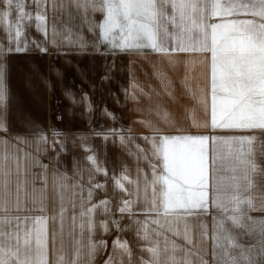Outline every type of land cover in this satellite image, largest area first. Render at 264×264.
Segmentation results:
<instances>
[{"label":"snow or ice","instance_id":"6c2138e0","mask_svg":"<svg viewBox=\"0 0 264 264\" xmlns=\"http://www.w3.org/2000/svg\"><path fill=\"white\" fill-rule=\"evenodd\" d=\"M32 3L37 7L36 28L47 35L45 14L40 9L48 0ZM51 4L54 15L64 9L69 20H74L71 9H75L89 32L95 35L99 30V39L93 44L97 51L101 44L113 53L139 55L150 50L173 66L179 63L176 58L180 55L198 54L205 87L199 97L193 93V98L202 106L206 119L202 125L193 123L209 128L212 135L167 134L150 121H141L153 134L142 137L148 149L136 144L135 159L146 161L148 170L138 166L135 179L127 167L119 175L109 176L96 157L88 155L93 169L85 197L82 183L69 184L66 173L53 169L51 216L45 214L43 195L48 166L18 146H32L33 141L16 135L12 139L17 143L12 144L0 136V264H92L97 250L107 247V241L93 240L97 228L105 233L112 228L122 232L127 227L121 224L125 217L134 226L137 239L145 242L141 252L148 258L141 255L138 264H264V218L251 215L264 213V137L255 134L264 133V0H51ZM13 9L14 23L10 19ZM97 13L102 16L99 22L94 19ZM25 19L31 20L32 15L25 11L24 0H0V25L5 26L10 44L15 41L14 47L0 44V133L4 134L9 132L5 57L27 50V42L21 46L20 41ZM56 36L53 24L54 47ZM67 39L75 43L70 31ZM79 40L83 50V37ZM36 46L47 51L39 43ZM196 62L186 59V70ZM156 75L163 82L159 69ZM139 91L147 95L143 89ZM132 98L136 99L135 94ZM162 119L168 121L166 112ZM120 131L109 129L103 139L115 134L121 145L134 142L132 136L120 135ZM222 131L239 134H217ZM50 143L53 151L58 143L62 146L55 129ZM48 144L47 135L37 131L36 151H46ZM220 145H228L226 154H221ZM36 166L43 169L39 175L31 172ZM93 173L103 174L123 193L115 210L108 198L93 201L95 190H104L107 182L96 181ZM37 179L42 182L39 207L34 196L33 207H27L29 184L35 193ZM66 204L73 209L67 232L74 241L70 247L64 238ZM210 209L216 213L210 237L211 261L204 247L209 239L206 222L199 221L197 238L196 226L189 221V217L206 216ZM98 215L105 218L98 220ZM77 226L81 239L74 236ZM85 232L86 245L82 242ZM244 237L250 241L247 245L241 242ZM112 243L113 254L105 264H114L116 249L120 250L119 264H125V256L127 264H137L127 240L117 237Z\"/></svg>","mask_w":264,"mask_h":264},{"label":"crops","instance_id":"0c3cea01","mask_svg":"<svg viewBox=\"0 0 264 264\" xmlns=\"http://www.w3.org/2000/svg\"><path fill=\"white\" fill-rule=\"evenodd\" d=\"M25 11L32 15V19H25L21 25L22 36L21 46L27 42V50L13 53L5 57L7 64V85H8V106L6 123L9 129L7 134L0 133L9 139L12 144L17 142L12 139L16 135L24 136L33 141L32 146L20 144L24 152H30L32 157L47 168V188L43 195L47 207L46 215L51 216L53 182L52 173L56 169L59 173H66L68 183L80 182L85 187L84 195L88 185V176L93 166L86 159L88 155H94L98 163L107 169L109 176L119 175L125 167L132 179L136 177L137 167L147 169V162L135 159L136 144L148 149L150 146L142 139L143 136L152 135L149 127L141 121H150L154 126L159 127L167 134H194L212 135L209 128L194 126L193 121L202 125L206 119L202 106L193 98L201 95V89L205 87L204 68L199 63L201 57L197 55H180L175 66L169 64L166 57L157 55L150 50L144 54L121 53L118 50L113 53L104 44L100 45L97 51L93 44L99 39V30L96 34L88 31V26L82 23L75 9H71L74 20H69L68 11L58 9L54 15L51 0L40 10L45 14L44 32L36 28L35 19L37 7L32 0H24ZM10 19L15 22L16 12ZM94 19L99 22L101 14L97 13ZM53 24L56 26L57 44L54 47ZM4 25H0V44L5 47L15 45L13 40L10 44L8 36L4 31ZM69 31L71 39L75 43L68 42ZM14 35V28H13ZM83 37L85 48H80V37ZM37 43L47 49L41 52L36 46ZM194 59L195 64H189L186 70L184 61ZM163 74L164 80L156 75V70ZM187 76V80L185 77ZM137 85L138 88H134ZM139 89H143L141 94ZM135 94L136 99L132 98ZM89 105L91 106L89 108ZM159 112V115L157 114ZM168 114V121L162 119L164 113ZM111 113L112 115H108ZM53 129L59 133L61 144L56 145L55 151L51 147ZM109 129H118L120 135L132 136L134 142L121 145L115 134H109L111 138L104 140L103 135ZM42 130L49 140L46 151L37 152L35 146V133ZM178 130H183L181 133ZM99 133L100 135H97ZM219 135H233L229 131L218 132ZM258 137H264V133L256 132ZM88 149L86 151L85 149ZM221 154H226L228 145H220ZM132 153L131 155L129 153ZM23 155V153H21ZM58 157V159H55ZM32 173L37 175L43 172L39 166L31 168ZM95 180L104 183V190H95L93 201L108 198L112 200V207L119 203V197L123 193L115 189L112 181L101 173H93ZM126 183V182H125ZM126 186L133 189V185ZM42 187L41 180L37 179L32 192V185L29 184L28 199L26 206L33 207L32 198L36 199V207H39ZM22 202L25 197L22 192ZM68 217L65 224V243L67 246L73 244V237L67 235L71 225L73 209L66 204ZM79 200L77 199L76 213L78 217ZM32 214H39L33 212ZM216 215L214 210H209L206 216L189 217L190 223L196 226L197 238L200 232L199 221L206 222L208 226L209 239L204 247L207 248V258L212 260V218ZM251 215L257 219L264 218V213L252 212ZM116 218L120 213H115ZM98 215L97 219H104ZM142 218V217H141ZM79 220H77V224ZM121 224L125 230L120 232L112 228L105 233L97 228L93 240L103 239L107 241L106 248H100L95 253L92 264H105L109 255L113 254V241L120 237L127 240L133 251L132 259L137 262L141 255L148 258L147 253L141 252L144 241L137 239L135 228L131 221L125 217ZM52 222L49 220L51 231ZM75 239H81L80 229L77 226L74 233ZM82 242L88 243L85 232ZM178 243H183L177 238ZM242 243L247 245L250 241L247 237L242 238ZM119 249H116L114 264H119ZM127 264L128 257H124Z\"/></svg>","mask_w":264,"mask_h":264}]
</instances>
